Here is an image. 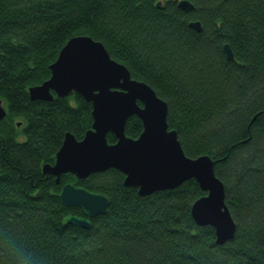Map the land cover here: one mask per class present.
I'll return each mask as SVG.
<instances>
[{
    "label": "trees",
    "instance_id": "16d2710c",
    "mask_svg": "<svg viewBox=\"0 0 264 264\" xmlns=\"http://www.w3.org/2000/svg\"><path fill=\"white\" fill-rule=\"evenodd\" d=\"M189 1L190 11L175 0H0V264H264V0ZM76 36L102 42L168 103L187 156L219 160L231 241L219 245L213 227L195 223L192 205L205 193L194 179L140 196L115 169L60 184L44 174L66 133L82 140L93 123L81 96L29 95ZM142 131L138 117L128 120V137ZM67 183L108 197L107 214L88 229L67 225L85 217L59 199Z\"/></svg>",
    "mask_w": 264,
    "mask_h": 264
},
{
    "label": "water",
    "instance_id": "95a60500",
    "mask_svg": "<svg viewBox=\"0 0 264 264\" xmlns=\"http://www.w3.org/2000/svg\"><path fill=\"white\" fill-rule=\"evenodd\" d=\"M184 11L193 9L189 0H175ZM157 6H162L158 2ZM196 31L200 22H191ZM229 60L234 53L224 45ZM51 77L31 87L32 100L52 101L76 94L92 104L93 123L82 140L67 132L53 164L43 167L44 174L54 176L60 184L65 174L79 181L91 175L115 169L124 174V186L135 188L140 196L173 190L194 179L205 193L194 202L192 217L198 226H211L216 243L231 241L236 223L226 204V187L216 174L209 155L191 158L186 155L178 133L168 124V103L147 83L134 79L129 69L111 57L104 44L90 36L71 38L50 66ZM7 112L0 101V120ZM138 117L143 131L136 139L126 135L130 118ZM20 125V124H19ZM113 134L115 143L108 141ZM65 206L79 207L85 217L70 216L67 225L83 229L93 218L108 212L110 200L73 183L65 184L59 194Z\"/></svg>",
    "mask_w": 264,
    "mask_h": 264
},
{
    "label": "bare ground",
    "instance_id": "6f19581e",
    "mask_svg": "<svg viewBox=\"0 0 264 264\" xmlns=\"http://www.w3.org/2000/svg\"><path fill=\"white\" fill-rule=\"evenodd\" d=\"M160 2H161V1H160ZM161 3H162V2H161ZM66 44H67V43H66ZM66 44H65V45H66ZM62 49H63V48H62ZM62 49H61V50H62ZM60 52H61V51H60ZM59 54H60V53H59ZM58 56H59V55H58Z\"/></svg>",
    "mask_w": 264,
    "mask_h": 264
},
{
    "label": "clouds",
    "instance_id": "9594fccd",
    "mask_svg": "<svg viewBox=\"0 0 264 264\" xmlns=\"http://www.w3.org/2000/svg\"><path fill=\"white\" fill-rule=\"evenodd\" d=\"M27 258H25V260H26ZM22 264H24V262L22 261Z\"/></svg>",
    "mask_w": 264,
    "mask_h": 264
}]
</instances>
